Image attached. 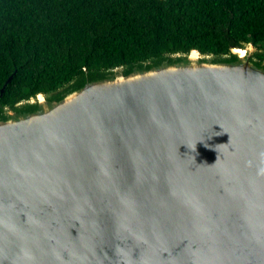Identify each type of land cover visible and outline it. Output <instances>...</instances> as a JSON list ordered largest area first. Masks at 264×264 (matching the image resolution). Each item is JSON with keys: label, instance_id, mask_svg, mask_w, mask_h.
<instances>
[{"label": "water", "instance_id": "obj_1", "mask_svg": "<svg viewBox=\"0 0 264 264\" xmlns=\"http://www.w3.org/2000/svg\"><path fill=\"white\" fill-rule=\"evenodd\" d=\"M251 47L117 69L11 111L0 264H264V67Z\"/></svg>", "mask_w": 264, "mask_h": 264}, {"label": "trees", "instance_id": "obj_2", "mask_svg": "<svg viewBox=\"0 0 264 264\" xmlns=\"http://www.w3.org/2000/svg\"><path fill=\"white\" fill-rule=\"evenodd\" d=\"M248 45L264 67V0H0V121L117 69Z\"/></svg>", "mask_w": 264, "mask_h": 264}, {"label": "rangeland", "instance_id": "obj_3", "mask_svg": "<svg viewBox=\"0 0 264 264\" xmlns=\"http://www.w3.org/2000/svg\"><path fill=\"white\" fill-rule=\"evenodd\" d=\"M250 51H251L252 53H255V52H256V49H255V48H253V47H251V48H250ZM209 58H211V59H212V57H209ZM31 102H32V103H38V102H39V100H38V98H36V99L32 100ZM8 114H12V112H11V111H9V112H8Z\"/></svg>", "mask_w": 264, "mask_h": 264}, {"label": "bare ground", "instance_id": "obj_4", "mask_svg": "<svg viewBox=\"0 0 264 264\" xmlns=\"http://www.w3.org/2000/svg\"><path fill=\"white\" fill-rule=\"evenodd\" d=\"M235 51H237V52H239V53H242V54H244V53H245V51H244V50H239V49H236ZM194 54H196V52H194ZM40 98L42 99V96H41Z\"/></svg>", "mask_w": 264, "mask_h": 264}]
</instances>
